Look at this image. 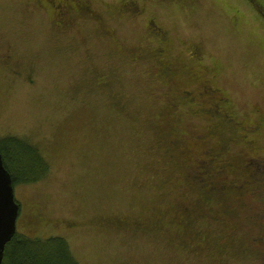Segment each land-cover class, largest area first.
Here are the masks:
<instances>
[{
  "label": "rangeland",
  "instance_id": "1",
  "mask_svg": "<svg viewBox=\"0 0 264 264\" xmlns=\"http://www.w3.org/2000/svg\"><path fill=\"white\" fill-rule=\"evenodd\" d=\"M86 1L113 40L91 20L69 31L55 24L48 0H0V142L26 144L9 149L12 173L42 175L14 184L16 234L63 235L82 264H264L240 200L230 197L232 215L221 202H199L187 176L193 159L170 141L194 151L191 138L206 124L192 103L173 102L200 87L198 73L232 96L239 119L264 113V18L249 0H136L124 14L115 8L122 0ZM156 23L167 30L161 57L183 68L174 79L155 57ZM258 139L264 147V124ZM188 205L203 215L178 226ZM234 244L255 250L234 255Z\"/></svg>",
  "mask_w": 264,
  "mask_h": 264
},
{
  "label": "flooded vegetation",
  "instance_id": "2",
  "mask_svg": "<svg viewBox=\"0 0 264 264\" xmlns=\"http://www.w3.org/2000/svg\"><path fill=\"white\" fill-rule=\"evenodd\" d=\"M51 4L53 21L56 17L59 20L54 21L60 27L69 31L75 28L79 20L97 23L98 33L110 37L112 31L104 24L105 17L101 16L96 8H93L86 0H48ZM252 7L264 18V2L258 0H249ZM136 0H122L117 4L118 13L124 14L135 12L137 10ZM149 27V32L156 39L159 38L160 44L155 48L156 59L162 65L160 71L169 79L183 75V68L177 66L170 60L169 56L162 58L166 54V46L164 41L166 38V29L159 24H153ZM168 33V32H167ZM162 36L164 38H162ZM113 40V39H112ZM196 51L200 49L196 47ZM194 56L197 60H201L199 52H195ZM215 67L210 66L209 72L212 74ZM188 71L186 72V74ZM195 79L199 80V86L196 88H182L180 93L174 97L175 102L180 99L189 107V103L193 104L191 109L193 116H200L206 121V124L200 128L198 132L191 138L194 151L186 146L185 139L178 137L171 139V143L181 141V146L185 153L191 158L199 160L200 163L193 167L187 174L189 180L200 184L199 191L205 198V205H209V200L221 202L225 206L227 215L232 213L231 204L227 199L236 197L240 200L245 209V218L247 222L259 229V232L252 237L257 248L264 247V207L258 204L264 201V147H261L258 139V132L264 124V113L262 109H258L256 120L247 122L239 119L232 107V96L219 86L213 85V80L206 78L202 74L195 75ZM100 83L106 81L100 80ZM200 104V106H198ZM170 135L178 134L177 128L171 127ZM241 146L237 149L238 144ZM242 148V150H240ZM203 167L200 170L198 167ZM234 178V179H231ZM245 198L252 199L255 203H249ZM184 210V208H183ZM220 215L217 216V219ZM178 226L183 223L176 222ZM134 228L141 226L136 220L131 222ZM255 249L248 247L242 249V254L253 253ZM264 250V249H263ZM264 256V251L257 252Z\"/></svg>",
  "mask_w": 264,
  "mask_h": 264
},
{
  "label": "trees",
  "instance_id": "3",
  "mask_svg": "<svg viewBox=\"0 0 264 264\" xmlns=\"http://www.w3.org/2000/svg\"><path fill=\"white\" fill-rule=\"evenodd\" d=\"M19 143V144H16ZM13 145H20L21 147H26V144L19 141L17 137H6L0 142V154L2 156V159L4 161V164L6 168L9 170V172L12 174L13 182L14 184L17 182H24V181H37L39 180V177L41 178L42 175H26L23 178H20L18 175L12 173L9 168V149L13 147ZM28 149H26L27 151ZM31 154H33V158L37 159V163L39 166L43 167V170L46 169V162L41 159L38 154L34 150H30ZM35 154V155H34ZM193 159V158H192ZM193 162L195 166L199 164H203L199 162V160L193 159ZM48 164V162H47ZM200 170H203V167L199 166L198 167ZM42 173V172H41ZM38 176V177H37ZM37 177V178H36ZM192 186L196 187L197 190L201 189L200 184H197L195 182H191ZM202 190L199 191V198L197 199L199 202L204 203L205 198L201 194ZM227 201H230L227 199ZM232 208V213H229V215H232L234 213L233 207ZM225 214L226 212V207L222 206L221 208ZM183 210V209H182ZM183 214H185V218L180 219L181 220H188L192 221L195 219V217L203 215L201 210L193 208V206H185L183 210ZM247 221V219H246ZM54 236H47V237H40L37 235H18L15 234L14 237L7 243L5 253H4V259H3V264H9V259L11 257V251L9 250L11 246H15L16 250L22 252V257L19 261L13 262V264H82L80 260L76 257V255L73 253L71 249L70 243H68V240L62 235V236H57L58 234H52ZM25 236L30 237L25 238ZM209 242L206 241L205 245L208 246ZM236 251H233L232 254L234 255H241L242 253V248H238L234 244V248ZM246 255V254H245Z\"/></svg>",
  "mask_w": 264,
  "mask_h": 264
},
{
  "label": "water",
  "instance_id": "4",
  "mask_svg": "<svg viewBox=\"0 0 264 264\" xmlns=\"http://www.w3.org/2000/svg\"><path fill=\"white\" fill-rule=\"evenodd\" d=\"M19 209L12 174L0 154V264H3L7 243L16 234Z\"/></svg>",
  "mask_w": 264,
  "mask_h": 264
}]
</instances>
